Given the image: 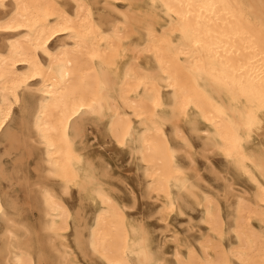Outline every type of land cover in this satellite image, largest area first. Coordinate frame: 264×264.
<instances>
[{"label":"snow or ice","instance_id":"6c2138e0","mask_svg":"<svg viewBox=\"0 0 264 264\" xmlns=\"http://www.w3.org/2000/svg\"><path fill=\"white\" fill-rule=\"evenodd\" d=\"M135 7L133 3L116 8L107 2L100 5L83 3L82 0H63L62 4H44L16 0L13 10L0 18V34H3L0 36V51L6 53L0 56V60L8 63L11 49H16L21 42H27V51L32 59L24 63L36 69L48 64L49 71L53 63L77 69L69 74L61 68L60 83H53V87L63 92L69 102H64V97H57L59 103L52 114L48 113L44 98L39 95L44 92L46 96H52L47 91L50 81L44 76H41L44 83L35 80V85L31 87L27 84L28 80L34 79L31 72L16 74L15 77L0 76V81H3L0 84V131L4 133L0 138L5 143L15 140L18 144L32 147L39 144L47 153L42 160H32L35 167H26L27 174L22 179L18 171L0 172V184L5 185L0 188L4 198V204L0 205V264H70L67 257L69 241L63 236H58L59 248L55 242L48 241V254L42 251L33 259L26 246L28 229L17 221L27 209L30 199L32 202L39 201L41 211L63 208L62 200L68 195L76 169L67 166L62 149L70 148L73 143L79 144L82 150L87 148L94 140L93 133L99 135V128L104 129L113 144L121 148L130 147V143L126 144L125 141L133 135V120L144 131L141 142L151 137L169 154L170 159L175 157V152L167 145L169 136L163 132L165 125L170 126L171 138L179 141L176 148L182 152L193 151L192 143L203 137L202 145H198L201 152L209 148L218 151L246 177L252 190L233 193L232 189L226 188L225 215L223 218L216 215L210 223V231H216L219 238V229L225 220L229 224L232 220L237 224L242 220L246 222L247 217L258 210L261 222L259 236L264 248V81L258 98L243 90L235 95L228 82L199 68L197 59L207 47L205 38L211 35L207 31L205 10L214 12L222 7L238 9L241 14L251 8L259 10V53L264 60V0L254 4L246 0L235 4H214L210 0H161L159 3L150 0L147 7L159 11L166 20L159 32L154 27L156 17L151 15L144 20L139 31L136 30L134 21L144 13L135 12ZM0 8H3L2 2ZM49 17H52L51 22ZM177 24L181 25L180 40L173 44L168 36ZM22 29L28 34H23ZM10 35L18 39H9ZM37 35L39 39H35ZM118 63L119 70L116 67ZM97 64L98 71L95 67ZM85 68L87 71H83ZM185 79L197 85V94L176 83ZM9 80L15 82L9 85ZM201 81L205 83V88L220 90L222 94L227 92L231 97L225 107L211 102L210 110L215 118L203 114L200 97L204 93L199 89ZM113 83L117 85L116 91H113ZM162 84L171 89L166 98L160 95ZM21 90L23 99L17 95ZM129 92L131 95H128ZM129 111L130 115H124ZM105 112L109 113L107 120ZM42 115L48 118L42 121ZM194 116L203 118V127L207 131H198ZM181 127L188 135L181 132ZM4 154L7 155V152ZM72 158L77 163L81 162V158L75 154ZM145 164L148 165L142 173L145 179L136 193L123 182H120L123 193L111 187L110 183H105L102 177L107 174L106 166L101 170V178L95 175L89 178L91 195L88 203L96 204L99 215L96 216V227L89 230L90 234L81 236L76 232L69 238L76 249L75 255L79 257L74 264H166L163 242L155 245L153 251L149 240L150 230L145 228V224L175 211L177 203L183 204L187 189L177 181L176 195L173 197L169 188L163 186V181L158 182L151 175L149 161L145 160ZM76 188L84 194L85 189L81 185L77 184ZM161 192L163 206L159 202ZM125 198L127 204L123 207L116 202L120 200L123 203ZM250 200L253 202L249 203ZM142 208L144 213L141 216ZM129 209V214L136 217L134 223L137 229L134 231L138 230L141 237L138 245L140 251L131 253L121 249L114 239L122 223L126 222L123 213ZM178 215L183 216L184 213L179 212ZM109 219L112 220L111 225ZM161 223L167 231L172 230V225L166 219ZM61 227L64 228L63 225ZM49 230L41 228L42 232ZM172 239L177 240L174 233ZM200 247L203 259H191L193 253L190 249L189 259L185 260L180 257L177 248L172 264H222L219 257L215 261L208 257L203 243ZM241 264H253V261L241 260ZM256 264H264V252Z\"/></svg>","mask_w":264,"mask_h":264},{"label":"bare ground","instance_id":"6f19581e","mask_svg":"<svg viewBox=\"0 0 264 264\" xmlns=\"http://www.w3.org/2000/svg\"><path fill=\"white\" fill-rule=\"evenodd\" d=\"M0 2L3 3V8H0V18H2L6 12L10 13L13 10L16 0H0ZM23 2L62 4L63 0H23ZM82 2L100 5L107 2L116 8H120L125 3L135 4L134 11L144 13L142 17L134 21V27L137 31L143 26L144 20L149 15L156 17L154 27L157 32L161 31L162 26L166 24L165 17L159 11H153L147 7L150 0H82ZM157 2L159 3L161 0H157ZM169 2H175V0H169ZM200 2H208V0H200ZM210 2L214 4H235L241 2V0H210ZM246 2L254 4L258 0H246ZM48 11H51V9H48ZM258 15L259 10L255 8L245 10L242 14L238 9H226L222 7L216 8L214 12L205 10L204 13L207 31L211 35L205 38L204 42L207 47L201 51L197 58L199 61L198 67L205 72L211 73L217 79L228 82L235 95H238L243 90L252 93L254 97L258 98L262 91L264 60L261 59L259 53L261 28ZM49 21H52V17H49ZM180 27L181 25L177 24V27L169 33L168 39L173 44L178 43L180 40ZM21 32L28 34L23 29ZM2 35L0 34V36ZM9 39H18V37L10 35ZM35 39H39V36L37 35ZM27 48L28 43L21 42L16 49H11L12 55L8 63L0 60V76L5 78L9 76L15 77L16 74L31 72L34 79L27 81L29 87L34 86L35 80H41V76H44L50 81L47 84V91L51 92L52 96H46L44 92L39 93V95L44 98L43 102L48 113L52 114L59 103L57 97H64V102H69L63 92L59 91L57 87H53V83L57 85L60 83L59 72L63 64L53 63L51 71L48 70L50 67L48 64H43L42 68L36 69L30 64L24 63L25 60L30 61L32 59L28 54ZM49 48L51 49V45H49ZM3 55H6V53L0 51V56ZM41 63H43V59ZM120 63L116 65L117 70L120 68ZM149 63L151 62L149 61ZM95 67L98 71L99 65L97 64ZM63 70L70 74L77 69L63 67ZM83 71H87V69L85 68ZM118 75L119 72H117ZM13 82L15 81H8L9 85ZM44 82V80H41V83ZM2 83L3 81H0V84ZM176 83L181 88H188L193 94H197V85L195 83H189L186 79ZM112 87L113 91L117 90L115 83H113ZM160 88L162 98H166L171 92V89L166 84H162ZM199 89L203 90L204 93L200 97L202 100L201 107L204 108L203 114L209 116V118H215L214 113L210 110L211 102L214 101L221 107L229 104L231 97L227 92H223L222 94L220 90L205 88L203 81L199 83ZM17 95L23 99V90L18 91ZM128 95H131V92ZM0 101H2V94H0ZM37 103L39 104V101ZM117 103L119 104V101ZM132 103H136V101H132ZM191 111L192 109H190ZM13 114L15 115V109H13ZM130 114V111L124 113V115ZM108 116L109 113L105 112V120L108 119ZM47 118V116H41L42 121ZM193 119L196 120L197 125L198 123L202 124V126L198 125V131L203 132L208 130L203 127L205 121L202 117L197 119L194 116ZM132 125L133 135L128 141H125L126 144L130 143V147L121 148L119 145L113 144L104 129L99 128V135L93 133L94 140L88 144L87 148L82 150L79 144L73 143L70 148L66 147L62 149L65 153L67 166L76 169L72 185L68 189V195L62 200L63 208L51 211L44 209L41 211L39 201L32 202L39 209L42 218L41 227L36 236H32L30 228L24 221L20 218L17 221V223L22 222L28 229L29 236L26 240V246L33 254V259L42 251L46 254L45 245L48 241L55 242V246L59 248L58 236H63L69 241L67 245L68 260L70 264H74V261L79 257L75 255L76 249L72 246L73 242L69 238L76 232H79L81 236L90 234L89 230L96 227V216L99 215L96 204L88 203L89 196L91 195V187L88 184L89 178L93 175L101 178V170L106 166L108 170L107 174L102 177L105 183H110L111 187L118 188L123 193L124 189L120 187V182H123L136 193L142 188V182L145 179L142 173L148 167L145 164V160H147L152 166L151 175L158 182L163 181V186L169 188L173 197L176 195L177 181H179L182 187L187 189L183 195V204L177 203L175 211L167 213L154 222L145 224V228L150 230L149 240L150 246H153V251H155V247L152 245V240L157 239L159 241L157 245L163 242V253L167 257L166 264H172V261L175 260L177 248H179L180 257L185 260L189 259L190 249L193 253L191 259H203L200 247L201 243L204 244L208 257L213 261L219 257L222 264H241V260H251L253 264H256L261 258L262 252H264L259 236L261 222L258 210L252 212L247 217L246 222L242 220L237 224L235 220H232L229 224L225 220L223 227L219 229V238L216 231H210V223L213 222L216 215L219 214L221 218L225 215L226 188L232 189L233 193L237 190L248 193L252 190V186L247 178L230 165L218 151L214 152L209 148L206 152H201L198 145H202L203 137L192 143L193 151L185 153L176 148V144L179 141L171 138L170 126L165 125L163 132L166 136H169L167 145L175 152V157L170 159L169 154L151 137L141 142V138L144 136L142 127L138 126L135 120L132 121ZM181 132H184V127H181ZM184 134L188 135L187 132H184ZM1 136H4L3 131H0ZM189 140L191 142V137H189ZM149 147L151 148V152H149ZM5 152H7V155L4 154ZM73 154L81 158L80 163L73 160ZM46 155V151L39 144L36 147H32L29 144H18L15 140L5 143V140L0 138V172H19L20 164L26 159L28 160L35 156L37 160H42ZM8 158L10 159L9 161ZM219 158L225 161L229 167H232L244 179L243 185L235 183L234 177L229 174L227 169L217 165ZM11 163L13 166L9 167ZM173 165H177L178 167H173ZM229 177H231V180H229ZM77 184L85 189L83 195L76 188ZM4 187L3 184H0V188ZM162 197L163 193L161 192V199L159 201L161 206L164 203ZM153 198L157 199L156 196ZM116 202L123 207L127 204V199L125 198L123 203L120 200ZM252 202L251 200L249 201V203ZM3 204L4 198L0 194V205ZM130 211L131 209L123 213L126 222L122 223L120 232L114 239L121 249H127L131 253L140 251L138 245L140 244L141 237L138 235V230L134 231V229H137V225L134 223L136 217L130 215ZM179 212H183L184 215H178ZM194 212L200 215V219L196 224L193 223ZM143 213L144 209L142 208L140 215L142 216ZM164 219L172 225L171 231H167L162 225L161 221ZM201 221H204V223H201ZM111 223L112 220L109 219V224L111 225ZM185 223L187 225V232L182 233L179 231L177 225L180 226ZM62 225L64 228L61 227ZM42 227L50 230L43 231L44 234H42ZM65 228L66 231L64 230ZM173 233L176 235L177 240L172 239Z\"/></svg>","mask_w":264,"mask_h":264},{"label":"rangeland","instance_id":"374dc122","mask_svg":"<svg viewBox=\"0 0 264 264\" xmlns=\"http://www.w3.org/2000/svg\"><path fill=\"white\" fill-rule=\"evenodd\" d=\"M199 126H202L201 123H198ZM2 137V136H1ZM36 159L35 156L29 158L28 160L26 159L25 161H23L20 164L19 167V173H20V178L22 179L24 175H26L27 173L25 172V168L28 166H32L35 167L34 165H32V160ZM10 159L8 158V161ZM217 165L221 168L227 169V171L229 172V174H231L234 177V181L235 183H237L238 185H243L244 184V179L232 168L229 167L227 165V163L225 161H223L222 159L219 158V161H217ZM10 166H13V164L11 163ZM5 186V185H4ZM193 223L196 224L198 222V220L200 219V215L196 212L193 213ZM20 219L22 221H24L28 227L30 228L31 232H32V236H36L37 232H39L40 227H41V223H42V218H41V213L39 211V209H37L35 207V205L32 203L31 199L29 201L28 207L25 211L22 212ZM33 223V224H32ZM187 225L185 224H181L178 229L179 231H181L182 233H186L187 230ZM42 234H44V232H42ZM195 234V233H193ZM45 236V235H42ZM36 240V239H34ZM43 241L45 242V239L43 238ZM159 243V241L157 239L152 240V245H157ZM45 252L46 255L49 252L48 246L47 244L45 245Z\"/></svg>","mask_w":264,"mask_h":264}]
</instances>
